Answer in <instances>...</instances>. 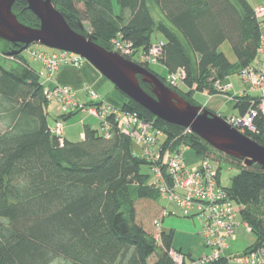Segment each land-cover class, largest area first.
<instances>
[{"label":"trees","instance_id":"1","mask_svg":"<svg viewBox=\"0 0 264 264\" xmlns=\"http://www.w3.org/2000/svg\"><path fill=\"white\" fill-rule=\"evenodd\" d=\"M114 1L117 11L113 0H52V4L73 31L108 51L110 42L119 39L132 45L134 55L140 50L148 54L153 33L162 35L158 64L168 76L183 71L181 87L168 85L166 77L154 73L150 65L135 63L190 104L201 106L194 93L215 95V81L223 82L255 57L260 31L249 0ZM152 7L162 18H154ZM12 12L20 23L39 27L26 0H15ZM1 42L5 48L0 51V121L4 124L0 132V264H52L56 259L63 264H175L169 255L174 250V231L162 230L156 237L137 221L135 203L159 197L148 184V164L133 153L131 140L116 126L106 140L98 129L85 125L83 140L65 139L60 147L49 131L51 104L43 95L40 72L21 54L11 56L20 66L6 69L1 60L21 46ZM226 42L234 63L219 50ZM140 86L151 94L148 84L140 82ZM249 100L236 98L232 106L237 115L256 108ZM119 107L153 121L169 141L186 144L199 158L221 160L213 157L217 155L235 164L238 173L225 189L255 238L243 252L264 245V169L255 164L247 167L243 160L216 151L195 134L155 118L126 97ZM77 112L56 115L55 120L66 121ZM254 126L256 132L244 129L242 133L264 147L261 115ZM219 172L220 168L218 180ZM207 264L230 263L219 258Z\"/></svg>","mask_w":264,"mask_h":264},{"label":"built area","instance_id":"2","mask_svg":"<svg viewBox=\"0 0 264 264\" xmlns=\"http://www.w3.org/2000/svg\"><path fill=\"white\" fill-rule=\"evenodd\" d=\"M254 1L256 0H251V5L260 31L259 45L251 64L234 74L243 89L238 95H230V86H224L220 81L213 83L215 95L223 96L229 102H235L238 97H248L251 106H256L250 107L243 115L224 117L225 122L232 128L251 132H256L255 118L258 115L264 118V0H259V3ZM110 43L112 51L132 60L134 49L130 43L119 39H113ZM161 47V43L153 44L148 54H142L140 63L158 64ZM30 55L43 67V72L39 74L44 86L43 95L55 106L57 116L76 111L86 112L99 122L100 134L106 140L110 139L116 126L121 134L139 148L140 158L148 164V184L157 192L159 199L168 206L172 205L182 218L198 220L199 236L210 253L191 260L188 264H207L219 258H228L230 264H264V245L239 254L229 252L230 238L241 227L247 232H251V229L242 221L240 208L229 198L225 187L218 180V161L210 157L199 158L196 168L188 169L183 156V150L188 149V146L184 143L175 145L177 139L169 141L164 131L153 121L144 120L137 112L122 110L103 102L90 87L83 88L87 102L98 105L87 106L81 103L73 89L55 83V74L60 69L81 67L84 60L78 55L58 50L50 53L33 50ZM184 77V72L178 71L167 76L166 83L176 87ZM63 122L57 118L54 125L49 127L50 134L56 138L60 147L65 141ZM185 130L186 133H191ZM168 215L169 210L164 209L163 216ZM153 224L159 229V221H154ZM169 255L175 264H185L182 254L170 250Z\"/></svg>","mask_w":264,"mask_h":264},{"label":"water","instance_id":"3","mask_svg":"<svg viewBox=\"0 0 264 264\" xmlns=\"http://www.w3.org/2000/svg\"><path fill=\"white\" fill-rule=\"evenodd\" d=\"M14 2L0 0V40L21 46L6 56L19 55L33 44L78 55L155 118L189 130L216 151L243 160L247 167L255 164L264 169L263 146L229 126L221 116L187 102L143 66L73 31L52 0H26L28 10L39 20L37 28L17 20L12 12ZM140 82L151 87V94L142 89Z\"/></svg>","mask_w":264,"mask_h":264},{"label":"rangeland","instance_id":"4","mask_svg":"<svg viewBox=\"0 0 264 264\" xmlns=\"http://www.w3.org/2000/svg\"><path fill=\"white\" fill-rule=\"evenodd\" d=\"M249 1L251 3V0H249ZM259 2H260L259 0L254 1V3H259ZM113 3H114V9H115V11H117L116 4H115L114 0H113ZM151 12H152V15L154 16V18L156 20H159L160 18H162L161 14H160V11L156 7H152L151 8ZM151 39H152V42H153L154 45L159 44V43H161V42H163L165 40L163 38V36L160 35L157 32L153 33ZM4 48H5V45L0 40V51L2 52ZM33 50H35L37 52H44V53H50V52H53V50L49 49V48H46L44 46L38 45V44H33V45H30L29 48H27L26 50H24L21 53V56L24 58V60L33 69L37 70L38 72L39 71L43 72L42 65L38 61H36V60L34 61L33 58L30 55V52L33 51ZM220 51L223 52L224 56L228 59V61L229 60L231 61L230 63H234V61H233L234 60V55L232 53L230 45L227 42L222 45ZM112 52H114V51H112ZM141 56H142V52L140 50L134 55V57L132 58V60H133L132 62H134V63L135 62H139L140 63L141 62ZM6 57H7L6 59L1 60V64L6 69L15 70V69H17L20 66V62L19 61L13 59L11 56H6ZM83 63H86V61H84ZM158 67L159 66H157L155 68L157 69ZM152 71L154 73H156L154 70H152ZM232 76H235V75H232ZM236 77L237 76H235V78ZM100 79H101L100 84L98 86H96V87H93L92 90H94L97 93V95L99 96V98L103 102H105V103L108 102V103H110L112 105L120 106L122 104V102L124 101L125 97L108 80H106L102 76L100 77ZM236 81L238 82V84L239 83L241 84L239 79H236ZM179 86L181 87L180 83H179ZM238 88H237V90H238ZM234 92H235V90L228 91V93L230 95H233ZM78 98L80 99V101H87V96H86L85 92L79 93ZM193 99L196 102H198V104L201 105V107L204 106L205 103L208 101V97L203 95L200 92L194 93L193 94ZM232 103L233 102L228 103V102L222 101V105H221V109H220L219 113L223 117H225V116L229 117V116L237 115L236 111L233 110ZM54 107L55 106L52 105V104L49 105V113H50V115H49V118H48V124H49L50 127H52L54 125V120H55V117H56V112H55V108ZM116 108H121V107H116ZM86 117H89V115H87L86 112L79 111L75 115H73L71 118H69L66 121H64L63 122L64 123V125H63L64 126V129H63L64 137L66 135H68L67 137H69V138L71 137L70 140L75 141V142H78L79 140H83L84 139V133L83 132L80 133L81 129H82V127H81L82 124H81L80 121L84 120ZM89 118H90V120H93L91 117H89ZM92 126H93L94 129L96 128V129L99 130V127H100L99 126V122H97V123L93 122ZM3 130H4V124L0 121V132H2ZM99 132H100V130H99ZM132 150H133V153L136 156L140 157L141 152H140L139 148L136 145L132 144ZM183 156H184V160H185V163H186V166H187L188 169L194 170L196 168V166L199 164V157H197L195 155L194 151L191 150L189 147H188V149L184 148ZM213 157L215 159H217V160H219V158L221 159V160L218 161L219 162L218 165H219V168H220L219 181H220V184L223 187H228L230 185L231 178L238 173V169H237L235 164H230V162L229 163L225 162L222 157H219L217 155H214ZM142 172H144V173L147 172L146 168H142ZM158 207L159 208L160 207H165L167 209L169 208V209H172V210H176L172 205L168 206L166 204V202L160 200L159 198L156 199V200H138L135 203L136 214H138V221H139V223H141L142 226L144 225L143 227L146 229V231L148 233L154 232L153 228H155L157 230V228L152 223V220L155 219L158 216L157 211H156ZM167 218H170V217H167ZM172 218H175V219H178V220H184L185 219V218H182L180 216V214H179V212L177 210H176V215L173 216ZM185 220H187V219H185ZM151 224H153V225L151 226ZM195 224L197 226H200L198 220H195ZM243 228L244 227H241V229H243ZM164 231H166V230H164ZM150 234L153 235L154 233H150ZM250 236L252 237V239L254 238L253 235H250ZM183 237L184 236H182V235L175 234V237H174L172 245L175 246L176 249H178L177 245L180 242L183 241ZM234 240H235L234 236H232L230 238V240H229V242L232 244V245H230V250L234 249V247H235L234 244L232 243ZM201 245L203 246L202 241H201ZM202 246L200 247V249H202L204 251L205 255H208L210 253V250L206 249L204 246L203 247ZM232 254H234V253H232ZM235 254H239V253H235ZM197 259L198 258H194L193 260H197ZM190 261L191 260L189 258H187V257L185 258V264H188ZM52 264H63V262L60 259H56V260L53 261Z\"/></svg>","mask_w":264,"mask_h":264},{"label":"crops","instance_id":"5","mask_svg":"<svg viewBox=\"0 0 264 264\" xmlns=\"http://www.w3.org/2000/svg\"><path fill=\"white\" fill-rule=\"evenodd\" d=\"M221 47L219 48V50L221 49ZM233 61L235 62V57H234ZM229 62H231V61L229 60ZM157 66H159V67L156 69L155 67H157ZM150 67L158 75H160L162 77L168 76L165 68L162 67L161 65L156 64V65H151ZM39 72H42V71H39ZM100 77H101L100 74L89 63L86 62V63H82L81 67L77 68V69L72 68V67H64V68L60 69L55 74V83L70 87L71 89L74 90L75 95L78 98L79 93L83 92L84 87H90L92 89L93 87L98 86L101 82ZM233 77L235 78V76H230V77L226 78L222 82V84L224 86H230V90H235L233 95H235V94L238 95L239 94L238 92H240L243 89V86L240 83L238 84V82L236 81V79H238L237 77L235 79ZM237 88H238V90H237ZM202 94L208 97V101L202 107L206 108L207 110L212 111L214 113L220 112L222 101L231 103V102L227 101L223 96L208 95L206 93H202ZM78 100L80 101L79 98H78ZM80 102L83 104L87 103V101H80ZM106 103H108V102H106ZM108 104H110V103H108ZM112 106L119 107L117 105H112ZM81 112H83V111H81ZM89 117H86L84 120L80 121L82 124V126H81L82 129H81L80 133L83 132V127L85 125L91 126L93 128L92 123L93 122L97 123V121L94 118L91 117L93 120H90ZM67 136L68 135L65 136L66 140L69 139V141L75 142V141L70 140L71 137L69 138ZM164 209H167V208H165V207H160V208L158 207L157 208L156 211H157L158 216L152 220V223L154 221H159L160 227L157 230L155 228H153L154 232H150V233H154L153 235L156 236L162 230L171 229L174 231V237H175V234H179V235L184 236L183 241L177 245L178 249H176L175 246H173L174 250L180 252V254L186 256L190 260L204 256L205 255L204 251L202 249H200V247L202 246L201 245V238L199 236L200 226H197L195 224L194 220H185V219L184 220H178V219L172 218L174 215L163 216ZM170 210H172V209H170ZM173 211L176 213V210H173ZM167 217H170V218H167ZM137 221H138V216H137ZM152 225L153 224H151V226ZM145 231H146V229H145ZM250 235H252L251 232H247L245 230V228H243V229L240 228L236 232V234L234 235L235 240L232 242L235 246L234 249L230 250V245H232V244L229 242V252L234 253V254L235 253H241L246 248H248L251 244H253V242L255 241V238L252 239V237Z\"/></svg>","mask_w":264,"mask_h":264},{"label":"bare ground","instance_id":"6","mask_svg":"<svg viewBox=\"0 0 264 264\" xmlns=\"http://www.w3.org/2000/svg\"><path fill=\"white\" fill-rule=\"evenodd\" d=\"M28 48H29V47H28ZM237 130H238V129H237ZM239 131L242 133L243 130H242V129H239ZM177 253H179V252H177ZM179 254H180V253H179Z\"/></svg>","mask_w":264,"mask_h":264}]
</instances>
